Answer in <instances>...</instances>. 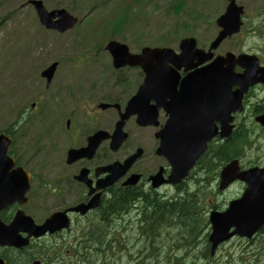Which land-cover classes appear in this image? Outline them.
Returning <instances> with one entry per match:
<instances>
[{
    "label": "rangeland",
    "instance_id": "1",
    "mask_svg": "<svg viewBox=\"0 0 264 264\" xmlns=\"http://www.w3.org/2000/svg\"><path fill=\"white\" fill-rule=\"evenodd\" d=\"M41 1L48 10H68L78 16L80 22L64 33L47 30L38 22L28 0H0V130L10 128L14 121L20 120V111L15 106L11 107L10 111L7 94L8 87L12 89L22 85L16 79H20V74H24V81L30 78L36 83L33 91L43 90L46 95L37 106L40 111L33 114V125L25 121L17 123L15 144L22 155V161L37 166L45 181L42 187L47 189L55 169L60 168L59 159L69 143L60 132L57 137L50 138L49 145L46 146L44 119L49 121V132L54 131L53 125L57 130L64 128L67 117L74 110L76 117L75 123L72 121V127L80 125L85 119L88 120L89 113L84 101L98 100L101 93L97 92V89L107 90L101 79L114 71L109 69L110 56L104 48L106 41L117 39L126 43L132 52H137L141 46L166 45L177 49L179 40L186 36L185 34H195L200 28L212 24V21L209 13L197 12L200 0ZM174 5H177L176 9ZM92 6H95V9L92 10ZM211 30L210 36L215 31L214 27ZM95 53H98V56L94 68L77 64L85 59L83 56H92ZM55 61L58 62V67L49 88L44 89L46 83L40 72ZM122 72L133 74L139 72V69L128 68ZM66 84L68 85L62 100L58 96L53 99L47 97L54 88H59L58 85ZM21 90L22 88L19 92ZM28 93L32 95L33 100V93ZM29 99V96H17L14 103L23 106ZM28 114L29 110L24 116ZM249 139L252 141V137L249 136ZM37 141L41 147L36 145ZM257 145L263 149L264 141H259ZM55 148L58 150L50 153ZM205 162L198 166L189 182L183 183L181 188L165 189L166 197L164 191L153 193L160 200L185 199L179 202L182 209L176 210V215L168 218V224L160 226L157 235L144 236L139 227L136 207L128 214H115L111 216L110 221H105V228L97 229V233L103 236L104 233L107 234L101 257L92 256L96 260L94 264H264V231L252 242L235 236L227 243L221 244L214 257L209 256V213L211 210L225 209L230 200L241 195L242 185L236 184L226 191H220L217 174L220 168H216L218 163L215 160L207 164ZM243 163L262 164L264 153L262 150L251 149L243 157ZM200 179L203 182L197 189V181ZM53 194L52 189H49V192L44 193L41 202L37 203L40 192L34 191L33 199L27 205V212L37 220L47 216L58 208ZM189 204L195 205L197 210H190ZM95 218L97 215L92 214V218L79 219L89 225L91 237ZM85 227L86 224L78 227L76 235ZM67 238L73 258L79 259L77 264H84L83 257L76 255L77 243L81 241L80 244L92 250L98 246L93 241H70L69 235ZM56 240L57 238L52 239L51 243ZM187 241L193 242L188 248ZM60 243L61 240H58L57 244ZM58 245V255H63L65 259L67 254L64 253L63 247L60 249ZM73 245H76L75 248ZM205 250L207 256L204 254Z\"/></svg>",
    "mask_w": 264,
    "mask_h": 264
},
{
    "label": "flooded vegetation",
    "instance_id": "2",
    "mask_svg": "<svg viewBox=\"0 0 264 264\" xmlns=\"http://www.w3.org/2000/svg\"><path fill=\"white\" fill-rule=\"evenodd\" d=\"M234 2L242 8L241 25L236 33L225 36L215 47H212L222 30L218 24L229 1L200 0L197 12L209 13L212 24L200 28L195 34L189 32L185 34L184 38L193 37L196 40L195 48L185 49L186 54L190 56V63L179 70L174 69L178 74L176 83L178 88L183 78L196 70L210 69V65L213 64V76L218 75L219 78L215 83L219 93L213 102L209 99L210 104L206 106L207 99L199 108L197 101L200 102L202 93L199 97L196 94V84L186 82L183 98L176 95L168 96V98L158 97L148 101L142 99L141 102H147L146 105L149 108L162 104V106L157 107L155 121L149 115V125L140 126L136 123L137 113L131 115L124 122V129L128 134L127 138L115 152L110 149L109 133H112L129 100L142 84L145 76L143 73L135 74V78L132 79L128 78L127 74H110L115 76L112 79L114 82H108L111 87L102 96V99L91 102L84 101L89 117L88 120H83L80 125L72 127L76 111L70 113L69 118L66 119V121L69 120V126L62 129L69 146L64 149V154L59 159L60 168L55 169L51 180L54 190L59 194L57 197L59 210H64L80 202H87L91 197L88 195L91 189L93 190L91 191L92 194L96 192L101 194L102 203H106L110 199L113 189H131L137 194V200L142 201H146L150 193L163 191V193H167L165 189H168V184H164L158 189L153 187L152 182V177L158 172H161L162 179H166L170 171L168 161L156 153L159 140L155 137L156 132L167 118L169 123L176 122L181 118L187 126L192 123L195 128L200 127L199 138L200 135L202 139L210 135L204 153L198 158L196 164L200 166L205 161L207 164L215 160L218 163L217 166L215 165L216 168H220L219 172L217 170L219 178L222 168L233 160L239 162L240 169L255 166L264 167V163L256 165L243 163V157L251 149L262 150L264 153V148H259L257 145L259 141H264V0H234ZM212 27L215 31L210 36ZM209 30L211 31L208 33ZM186 44L190 45V42H186ZM178 51H180L179 48ZM221 67L225 68L226 72L222 83ZM23 75L20 74L21 78L16 79L22 84L20 92L9 87L10 101L12 103L17 96H29L30 106L34 110L33 104L38 106L46 93L43 90L33 91L36 83L30 78L24 81ZM47 88H49L48 85L44 84V89ZM221 88L224 90L223 95L220 93ZM188 90L191 91V94L186 93ZM28 91L33 93V100ZM100 103L107 105V107L99 109L98 104ZM163 105L168 108V111ZM135 108L143 111L141 106ZM178 112H181V115ZM141 117L145 118L144 115ZM33 118V115H30L29 120H33ZM54 126H52L53 132H56ZM96 133H99L97 135L99 144L94 154L91 157H80L68 164L66 162L68 150L84 147L88 138ZM249 136L252 137V141H250ZM47 138H52L50 133L47 134ZM138 148L142 149V154L132 162L124 175L113 186L95 189L102 184V179L107 175L106 172H101L100 168L107 166L112 161L123 162ZM204 167L206 168L205 165ZM82 175L85 181H83ZM131 175H137L135 184L124 185V182ZM33 178L35 182L36 178ZM43 182L45 183L44 179ZM88 182L90 185H87ZM38 187L43 188L42 184H38ZM11 210L8 209L7 211L11 212ZM92 214H95V211L90 213V215ZM69 216L72 220V226L55 234L60 236L62 240H69L67 235L71 236L70 240L77 237L76 229L80 227L77 222H80L79 219H84V216L73 213H70ZM47 237L48 235L32 240L27 248L0 247V258L4 260L5 264H32L34 261H38L40 264H71L72 262L68 260L67 256L64 259L63 255L54 252L55 249L38 247V244ZM10 252L16 255L15 258H12Z\"/></svg>",
    "mask_w": 264,
    "mask_h": 264
},
{
    "label": "water",
    "instance_id": "3",
    "mask_svg": "<svg viewBox=\"0 0 264 264\" xmlns=\"http://www.w3.org/2000/svg\"><path fill=\"white\" fill-rule=\"evenodd\" d=\"M31 3L37 11L41 24L47 28L64 32L67 29L72 28L77 22L75 17L69 15L64 10H53L48 12L42 5L41 1L32 0ZM240 11V8H236L234 5L233 0H230L226 12L220 17V22L218 24L223 30L220 31V34L212 44V47H215L225 36L238 31L240 26ZM186 42H195V40L192 38L183 39L180 43L182 52L178 55L175 54L172 49L166 47H148L144 48L142 50V54L140 55H130L128 53V48L125 45L114 41L108 43L107 49H109V51L112 53L114 57V63L117 65H139L147 74V77L145 78L146 84L142 89L141 98H144L146 94L145 91L147 90L149 83H153V87L156 90L169 89L168 96H176L182 94L184 82L189 81L190 83L196 84V94L199 97L202 93V98H200V102H198V107L201 108L207 99L208 102H206V106L210 104L209 99H211L212 102L216 99L217 93L219 92H217L215 83L219 78L218 75L213 76V64H211L210 69L204 71L197 70L192 73V76L189 78L183 79L179 85V89H177L176 83L178 74L172 69L170 64H172L177 69H180L182 66L190 63V57L184 50L193 49L194 45H188ZM55 68L56 63H53L42 72V76L47 79V82H50ZM225 73V68H222L221 83L225 79ZM169 91H171V93ZM186 93L191 94V91L188 90ZM220 93L223 95V88H221ZM159 94L167 95L166 92H160ZM166 110L168 111L167 107ZM143 112L149 113L148 110H144ZM120 130L121 126L118 127V131ZM195 130L196 128L192 126V136H190L187 132L188 128L186 126H180L179 128L176 127V125L168 124L167 120L166 125L160 130V132H158L160 145L157 148V153L159 155L165 156L172 165V170L166 182L172 184L181 183V181L187 176L189 169L194 165L196 159L205 150V144L206 141L209 140L210 135L205 136L204 139H202L201 135L200 138L198 135L194 137L193 132ZM186 135L189 136L188 139L185 138ZM115 136L116 145L114 146V149L118 148L123 140L122 136L118 134ZM91 143L92 140L89 139V144L86 147L79 150H69L67 162L69 163L76 159L78 157L77 153H93L95 144L91 146ZM9 144L10 138L5 134H0V209L6 204L14 201V199H17V201L20 203L26 202L23 196L27 187L16 182L8 181L4 178L12 176V174L8 173V170L13 165L12 159L7 156V148ZM135 158L136 156L127 160L128 164L125 162L122 166H128L130 161ZM116 166L117 163L110 165L108 170L111 171L116 168ZM238 170L239 168L237 162L232 161L226 165L221 172V180L219 184L220 189L226 187L236 178L244 180L247 184V188L245 189L241 198L231 201L228 204V207L225 211H212L210 213L209 222L211 224V233L209 235L208 241L211 244V254L214 253L215 248L224 240L229 239L235 234L250 238L264 224V168H251L240 173H238ZM121 173L123 172H118V175L109 179L105 185L111 184L117 179V177L121 175ZM153 179L155 181V186L162 182V180L159 178V174L155 175ZM97 205L98 195H96L86 206L79 205L74 209L80 211L81 213H85L86 210ZM51 221L53 224L58 223L57 226L53 225L54 228L68 226V220L65 219L62 213H56L52 215ZM231 228L234 229L230 232ZM5 232L6 230L3 229L1 234H4Z\"/></svg>",
    "mask_w": 264,
    "mask_h": 264
},
{
    "label": "trees",
    "instance_id": "4",
    "mask_svg": "<svg viewBox=\"0 0 264 264\" xmlns=\"http://www.w3.org/2000/svg\"><path fill=\"white\" fill-rule=\"evenodd\" d=\"M135 199L136 197L133 192L118 191V193L114 195L111 201L102 208L103 219L101 221V227L105 228V221H110L111 215H117L128 211L134 204ZM180 200L185 199H174L171 200V202H168V204L162 202L159 198L153 200V202L149 200L148 204H150L151 207H153L154 209L152 214L150 215V218L152 219H148L147 221L148 229L145 230L144 236L151 237L157 235L160 226L168 224V221L166 219H168L172 215H176V210L182 209V204H179ZM189 209L196 211L197 207L195 205L189 204ZM197 217L198 216L195 217V220H197ZM92 239L96 241L97 244H101L103 242L102 240L97 239L95 237H93ZM192 244L193 242L187 241L186 248L190 247ZM78 252L79 255L83 258L87 257L88 255L87 248L85 247V245H79ZM204 254L206 256L208 255L206 250Z\"/></svg>",
    "mask_w": 264,
    "mask_h": 264
}]
</instances>
